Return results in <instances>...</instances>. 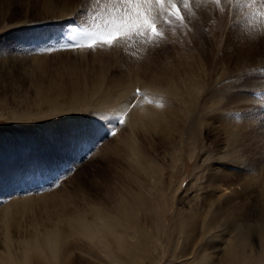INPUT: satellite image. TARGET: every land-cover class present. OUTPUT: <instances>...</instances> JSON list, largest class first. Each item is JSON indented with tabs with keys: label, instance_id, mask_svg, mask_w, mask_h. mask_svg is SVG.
<instances>
[{
	"label": "rangeland",
	"instance_id": "obj_1",
	"mask_svg": "<svg viewBox=\"0 0 264 264\" xmlns=\"http://www.w3.org/2000/svg\"><path fill=\"white\" fill-rule=\"evenodd\" d=\"M226 1L221 5L215 0H190L185 8L183 0H177L184 23L169 24L166 17L160 18L157 29L163 39L158 43L129 35L109 46L103 43L106 22L122 6L115 0H0V212L15 198L49 196L47 210L41 208L25 215L23 227L31 230L27 222L41 220L44 211L54 213L62 208V201L78 206L99 204L110 212L113 225L119 226L124 237L127 232L135 237V212L130 214L127 209L134 210L130 203L137 200L141 204L140 217L149 216L160 225L153 237L160 235L163 248L154 255L151 241H146L145 254L139 253L135 238H129L132 263L183 264L189 257L183 255L181 247L174 249L172 242L176 239L182 243L179 223H184L190 208L201 207L212 168L217 164L229 178L242 180L241 189L248 188L251 216L262 211L254 177L263 175L264 180V51L257 52L263 47L254 41L257 48L251 46L252 57L244 60L240 54L243 29L258 20L262 4L261 0ZM81 33L94 36L78 35ZM74 34L76 39L70 41ZM89 42L96 43V47H88ZM66 43L73 46L65 48ZM80 43L84 46H76ZM186 59L191 64L181 65ZM68 70L80 76L104 70L108 83L113 79L120 84L130 83V76L138 71L143 80L155 82V87L163 90L162 96L133 86L139 94L136 90L129 94L126 114L143 100L150 108L163 105L160 110L167 108V116L173 112L170 108L177 112L159 128L150 118L144 119L133 126L134 132L125 122L126 115H92L95 104L82 113L39 116L32 103L37 83L48 85L59 75L66 78L64 72ZM193 75L195 87L190 96L183 92L186 89L180 78L187 80ZM169 83L183 89L182 94L171 93ZM117 118L123 123L117 124ZM224 118L235 123L231 125L237 131L238 146L233 147L238 153H220L227 158L218 159L222 147L219 125ZM129 137L137 141L143 161L144 157L152 160L158 176L154 183L150 184L146 171L136 173L133 168ZM139 180L144 187H139ZM116 205H120L127 231L117 223ZM17 234L15 231L13 236ZM220 236L206 243L208 251H202L216 254V262L210 264H228L219 259L227 255L234 241L226 230ZM82 242L95 245V253L105 264L112 263L113 256L104 252L98 240ZM248 245L250 257L234 263L264 264V239L253 236ZM196 256H190V260L198 259L194 264L209 263ZM114 260V264L119 263V259Z\"/></svg>",
	"mask_w": 264,
	"mask_h": 264
},
{
	"label": "bare ground",
	"instance_id": "obj_2",
	"mask_svg": "<svg viewBox=\"0 0 264 264\" xmlns=\"http://www.w3.org/2000/svg\"><path fill=\"white\" fill-rule=\"evenodd\" d=\"M226 2V0H220V3L218 4L225 5ZM261 4L262 8L261 13L259 12L260 16L258 20L251 21L250 24H247L248 27L243 29L244 39L240 45V54H242L244 60L248 57H252L250 56V51L252 50L250 48L251 46L256 47L252 43L254 41L257 43L259 42L260 46L263 47V49L259 48L257 52H261V50L264 51V0H261ZM220 45L218 46V50ZM257 52L255 51L254 53L257 54ZM180 63L181 65L191 64L187 59L183 63ZM38 67L42 68V65H38ZM103 71L104 70L100 73H93L91 76L86 74L80 76V74L68 70L64 72L66 78H62L59 75V77L56 76L48 85L37 83L35 97L32 100L33 105L37 107V114L39 116H46V114L50 113H82L95 104V109L93 111L91 110L92 115L94 113V115L98 116L99 114L101 117H105V115L109 117V115L115 114L122 115H119L120 117L126 115L124 117L125 122L132 129L135 125L137 127L139 123L141 124L144 119L149 118V120H152L155 124L154 127L159 128L160 125L164 123L167 124V119L169 122L170 115L172 118V115H175L177 112L176 108H174L175 110L170 108L169 112H173L167 116L165 113L166 111H164L167 108L163 110L164 112L160 110L162 107L161 105L159 107V104L155 105L156 108H150L149 104H147L149 102H143V100L140 103L137 102L136 108L134 107L132 113L127 115L126 113H128L130 108V98L127 102L126 100L132 91V93H134L135 90L137 92V89H135L136 87L140 86L143 91L160 94L161 96L163 90H160L159 87H155V82L149 83L143 80L138 71H136V74L133 73V76H130L132 77L130 82L132 84L125 82L120 84L113 81V79L112 82L108 83L106 79L107 74L105 76V72ZM180 79L182 80L183 89H186L185 91H183V89L181 90L191 96L195 87L194 75L187 80H183V78ZM64 80L66 81L64 82ZM179 83L181 84V82ZM133 86L136 87L134 88ZM168 89L171 93L175 94V96L182 94L179 86L174 83H169ZM122 100L126 103H123ZM135 100L138 101L137 99ZM136 101L134 102L136 103ZM131 107L133 109V106ZM231 123L232 122L229 118L220 119L219 133L222 136V139L220 140L221 143L219 145L222 147L218 149V152H220L216 156H219L220 153L225 156H227L226 154L234 155L235 152L236 154L238 153V150L233 147V144L234 146L237 144L238 134H236L235 132L237 131L232 128L234 122L232 125ZM171 126L173 125L171 124ZM167 127H169V125L165 128ZM234 127L236 126L234 125ZM134 129H132L133 132L135 131ZM225 136H228V138L226 137L227 139L224 140ZM129 139L131 138L129 137ZM132 139V142L130 143V140L128 142L125 141V143L133 144L131 146L132 166L136 169V173H138L139 170L146 171L145 175L148 178L150 177V184L154 183L155 179L158 177L155 173V168L153 167L154 164L151 159L146 157H144L145 160L143 161V156L137 151V141L134 139L133 141ZM228 145L231 146L230 148L232 151L227 150L230 149ZM224 155H220L218 159H222ZM234 157L235 156L232 158ZM146 160L148 162H145ZM220 169L221 168L218 167V164L214 169L212 168L213 173L210 175L212 178L209 176L210 183L207 185L208 190L203 196L201 207L198 208L196 206L195 209L190 208L191 211L186 215V220L184 218V223L183 220L179 223L180 226L177 230L180 232L179 235L182 236L183 240L181 243L175 239L172 242V245L176 250L181 247L182 252H184L183 255L189 257L183 264H194L198 260H190V256L192 255L201 256L199 260H206L209 262L208 264L215 261L216 254L213 251L204 252L203 254L202 251H208L205 247L219 239L224 230L228 231V235H231L234 241L232 248L227 251V255L219 259L228 262V264H235V261L238 262L240 259L247 260L248 257H250L249 255L252 253L248 254L246 250L249 247L248 241L253 236L264 239L263 175L254 177L258 180L255 191L260 196H258V201L260 205L262 204V211L254 213L255 215L253 214L251 216L250 208H248L247 205V199H249L248 195H250L247 193L248 188L241 189L240 186L244 184L242 183V180L239 178L236 179L237 177L234 179L229 178L228 174ZM245 179L247 180V178ZM137 184L140 188L144 187V184L140 180ZM146 186H149V184ZM259 188L261 190H257ZM147 189L151 191L152 187H147ZM27 196L28 197L25 196V198H19V200H16L15 198V201L12 204H8L1 209L0 264H105V260L95 253V245L92 247L91 245H86L85 242H82L89 240L92 242L94 239L98 240V243L100 246L102 245L104 252L107 253L108 256H113V259L110 260V262H112L111 264L115 263L114 259H119L118 264H133L131 257H129L131 251L129 238H131V240L135 238L136 248L139 253L143 252L145 254L146 241H151L150 248L154 255L159 254L160 249L163 248L160 235L157 234V238H155V232L157 230L159 233L160 225H158V222L154 218L149 216L140 217L141 204L137 200L130 203L134 210H127L130 214L131 212H135L133 216L136 220L135 229L138 230V234L134 237L132 232H127V235L124 237L121 234L124 232L120 233L118 231L119 226L113 225L110 212L104 206L92 203H84L83 205L78 206L72 202H67L66 200L62 201L60 204V206H62V208L64 206L65 209L59 207L54 213L51 211H44L45 217L41 220L34 219L31 220V222H27L32 228L29 230L27 227H23L25 226L23 221L25 215L27 213L35 212L38 209L40 210L41 208L47 210L46 207L50 202V197L43 195L40 198L33 199V196ZM115 212L117 213L115 214L117 223L127 231L129 228L126 226L127 223L124 222L126 220L123 221L124 218L121 217L122 213L120 212V205L115 206L114 213ZM208 215H213V217L209 219ZM251 221L253 223H250ZM122 227L121 229L123 230L124 228ZM15 231L19 233V235L17 234V237H15L16 234L13 236Z\"/></svg>",
	"mask_w": 264,
	"mask_h": 264
},
{
	"label": "snow or ice",
	"instance_id": "obj_3",
	"mask_svg": "<svg viewBox=\"0 0 264 264\" xmlns=\"http://www.w3.org/2000/svg\"><path fill=\"white\" fill-rule=\"evenodd\" d=\"M115 2L122 6L114 11V15L106 24L107 31L104 33L103 43L109 46H112L118 39H128L129 35L133 38H142L146 42L151 38V42L156 44L163 39V33L157 29L160 18L166 17V22L169 24L173 21L183 24L185 20L177 0H115ZM215 2L220 3V0H215ZM189 3L190 0H183L185 8ZM76 35L69 37V40L74 41ZM78 35L90 38L94 36L89 33ZM72 46V43L64 45L65 48ZM76 46L83 47L84 44L80 43ZM87 46L95 48L96 43L89 42ZM137 94H139V89H137ZM120 123H123V120L117 118V124Z\"/></svg>",
	"mask_w": 264,
	"mask_h": 264
}]
</instances>
